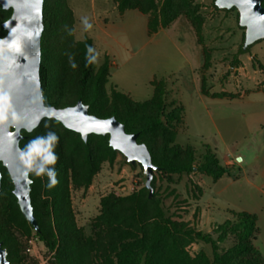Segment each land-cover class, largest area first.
Wrapping results in <instances>:
<instances>
[{
    "label": "trees",
    "instance_id": "1",
    "mask_svg": "<svg viewBox=\"0 0 264 264\" xmlns=\"http://www.w3.org/2000/svg\"><path fill=\"white\" fill-rule=\"evenodd\" d=\"M113 1L120 13L127 9L153 12L147 21L149 34L167 27L181 14L172 0H162L160 6L156 0ZM261 2L264 6V0ZM0 11L3 36L2 22L11 9L0 6ZM43 24L39 74L45 104L64 107L81 99L90 114L114 116L126 132L138 134L137 141L146 144L160 173L199 172L214 181L225 174L237 175L232 173L234 166L220 164L208 145L197 162L191 145L174 143V126L182 121L183 107L175 105L165 111L174 102L167 104L162 80L152 81L153 94L143 101L114 88L110 94L105 92L109 63L104 61L95 69V61L90 59L94 56L91 38L73 39V13L66 0H43ZM201 90L206 96H226L206 92L203 83ZM21 132L25 137L20 146L31 163L30 198L38 229L23 217L11 178L0 163V242L9 264L26 261L25 244L32 237L51 253V264H264L254 243L259 233L256 214L229 210L228 218L203 232L189 220L167 216L158 194L149 197L144 184L126 195H104L91 220V233L86 235L75 220L70 187L87 189L100 164L114 159L117 150L109 145L108 135L91 133L84 141L53 118H43L31 132ZM53 155L56 159L51 162ZM40 168L55 170L57 183L53 187H48L47 171L37 175ZM228 237L234 243L223 249L219 244ZM196 241L210 244L211 258L203 251L190 254L189 247Z\"/></svg>",
    "mask_w": 264,
    "mask_h": 264
},
{
    "label": "rangeland",
    "instance_id": "2",
    "mask_svg": "<svg viewBox=\"0 0 264 264\" xmlns=\"http://www.w3.org/2000/svg\"><path fill=\"white\" fill-rule=\"evenodd\" d=\"M66 1L73 13V39L91 38L95 69L104 61L109 63L104 84L107 94L114 88L143 101L153 94L152 81L162 80L167 104L174 102L165 111L175 105L183 107L182 121L174 126V143L191 145L197 162L205 145L215 150L224 166H230V158L241 162L248 157L245 146L264 135V38L242 47L245 28L239 24L235 7L219 8L215 0H172L181 14L167 27L149 34L147 21L153 12L127 9L120 13L113 0ZM161 1L156 0L158 6ZM202 83L206 92L226 96L204 95ZM153 177V192L161 199L165 214L189 220L203 232L229 217L228 205H236L226 180L215 184L199 172L165 174L157 170ZM144 182L140 163L131 164L116 151L112 161L100 164L87 189L70 187L77 225L89 235L104 195H126ZM201 186L211 197L209 206L200 204L199 220L196 201ZM233 243L228 237L219 245L226 249ZM25 245L28 257L22 264H51V253L35 237ZM199 251L212 257L210 244L196 241L190 245V254Z\"/></svg>",
    "mask_w": 264,
    "mask_h": 264
},
{
    "label": "water",
    "instance_id": "3",
    "mask_svg": "<svg viewBox=\"0 0 264 264\" xmlns=\"http://www.w3.org/2000/svg\"><path fill=\"white\" fill-rule=\"evenodd\" d=\"M262 0H215L219 8L235 7L239 24L245 28L243 48L264 38V6ZM3 9H11L2 22L6 33L0 36V163L13 183V193L23 217L38 229L31 205V163L20 146L25 137L43 118H53L86 141L89 134L108 135V143L122 153L131 164L140 163L145 175L144 186L152 197V179L157 167L137 133L126 132L114 116L98 117L88 112L81 99L74 105L57 107L44 103L39 74L43 0H0ZM1 182V171H0ZM0 264H9L7 250L0 242Z\"/></svg>",
    "mask_w": 264,
    "mask_h": 264
},
{
    "label": "crops",
    "instance_id": "4",
    "mask_svg": "<svg viewBox=\"0 0 264 264\" xmlns=\"http://www.w3.org/2000/svg\"><path fill=\"white\" fill-rule=\"evenodd\" d=\"M245 148L248 157L243 158L241 162H235L230 158L228 161L230 166H234V175H223L215 180V184L219 181L226 180L229 187L231 197L236 199L234 207L225 208L226 213L229 210L246 211L257 215V226L259 233L254 243L264 257V135L258 140H252ZM202 187V186H201ZM225 188V187H224ZM215 197L216 193H211ZM210 195H206L205 189L197 199V206L200 208L199 220H201V205L209 204ZM209 206V205H208ZM227 218V217H226Z\"/></svg>",
    "mask_w": 264,
    "mask_h": 264
},
{
    "label": "clouds",
    "instance_id": "5",
    "mask_svg": "<svg viewBox=\"0 0 264 264\" xmlns=\"http://www.w3.org/2000/svg\"><path fill=\"white\" fill-rule=\"evenodd\" d=\"M85 23H86V27H91V25H88L87 22H85ZM89 52H92V49L91 48H89ZM90 59H95V57H90ZM73 67H75V65H73ZM52 138L55 139L54 136ZM55 159H56V157L54 155L49 157V160L51 162H54ZM44 171H47V175L50 178V183L48 184V187L51 188V187H53L57 183V180L55 179V175H56L55 170L54 169H51V168L50 169L40 168L37 171V175H40Z\"/></svg>",
    "mask_w": 264,
    "mask_h": 264
}]
</instances>
